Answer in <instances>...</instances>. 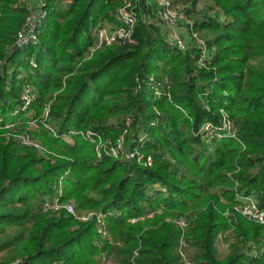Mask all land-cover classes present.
I'll use <instances>...</instances> for the list:
<instances>
[{"label":"trees","instance_id":"trees-1","mask_svg":"<svg viewBox=\"0 0 264 264\" xmlns=\"http://www.w3.org/2000/svg\"><path fill=\"white\" fill-rule=\"evenodd\" d=\"M126 1L69 0L63 6L44 0L38 43L15 50L16 32L30 11L23 0H0V117L20 120L17 132L55 154L42 156L0 129V264H101L102 255L117 264H183L177 253L182 234L192 264L263 263L248 248L264 244V227L232 206L236 193L251 194L264 210V0H204L208 12L193 20L215 47L209 70L191 65L196 48L182 52L162 40L154 14L143 19L156 11L155 0L137 2L135 44L104 46L85 58L93 28L101 19L117 24L114 10ZM181 1L192 18L197 0ZM31 57L37 67L28 76L9 72L11 65L29 69ZM150 74L169 79L170 100L137 89L136 77ZM25 82L37 89L29 106L34 111L13 116ZM47 105L58 137L41 122L37 130L24 128L30 118L40 120ZM220 109L233 121L236 138L206 144L198 129L205 121L219 124ZM126 115L133 116L128 140L146 134L140 149L152 156L150 167L98 160L93 143L61 135L91 129L115 139ZM62 176V199H72L77 210L105 213L108 239H99L93 221L42 211L44 195L53 194ZM179 218L187 222L184 230L175 223ZM219 233L228 243L224 256Z\"/></svg>","mask_w":264,"mask_h":264},{"label":"built area","instance_id":"built-area-1","mask_svg":"<svg viewBox=\"0 0 264 264\" xmlns=\"http://www.w3.org/2000/svg\"><path fill=\"white\" fill-rule=\"evenodd\" d=\"M33 1V2H32ZM157 9L154 14L156 23L158 26L163 24L168 29L165 42L175 49L188 52L191 48H196V51L192 53V58L196 61L199 67H204L210 63V59L213 55L215 47L208 46L205 41L198 34L199 32L194 28V20L185 12V6L180 2H171L169 0H155ZM138 0H127L122 6L116 10L117 24H97L93 28V45H90L84 54L85 58H89L97 49L104 46H131L135 44V38L133 36L135 25L138 21V12L136 10ZM29 9V14L26 16L25 21L21 25L20 29L16 32V37L13 43L15 50H22L29 44L38 43L37 29L40 26L42 20L46 16V10L43 8L44 0H27L26 1ZM146 4L148 0H146ZM157 17V18H156ZM143 19L145 21H151L150 14L143 13ZM163 25L161 27H163ZM160 27V29H161ZM185 31L188 37L185 39L182 32L179 29ZM161 32L163 30L161 29ZM31 68L37 66L36 61H29ZM12 69V68H11ZM10 70L9 72H11ZM17 77H19L17 75ZM137 89L147 87L152 91L155 99L167 98L170 100V81L167 77H158L153 74L147 75L144 78L136 77ZM25 84V83H24ZM22 86L20 101L21 105L16 109L12 115L16 116L19 112L27 111L30 104L36 97L37 91L34 90L29 83ZM208 109V108H207ZM221 119L219 124H214L209 121L202 123L198 129V133L201 137L210 142L213 138L231 137L236 138V128L233 121L229 116L220 109ZM49 117V105L44 108L42 118L36 120L30 118L24 124L26 130H37L39 129V123L42 126L49 129L54 137H58L56 130L48 122ZM20 120L14 122L3 121V117H0V129L7 130L5 136H13L17 141L25 145H31L39 150L42 156L47 154H54L48 151L38 140L31 139L25 132H17L20 125ZM122 132L115 139L104 137L99 132L86 129L72 130L68 133L61 134L65 138H71L73 135H80L86 140L94 144V150L96 158L101 160L104 157H110L114 159H125L135 160L137 163L143 166L150 167L153 163V158L150 154H145L141 151V147L144 144L145 133L138 135L137 137H131L127 139V135L130 132V128L133 123V116L126 115L122 121ZM153 124V123H151ZM11 130L12 132H8ZM55 155V154H54ZM67 171L65 172V174ZM60 177V179H62ZM158 190H163L159 185L155 186ZM236 202L233 204L232 209L241 214L243 217L253 220L261 224L264 227V210L260 209L253 195L236 193ZM43 212L59 213L64 212L71 215L73 218L80 222L93 221L95 224L96 234L99 239H108L109 231L106 223V214L102 211L96 210H77L73 203L68 200L62 199V185L55 190L54 196L51 198H44L42 202ZM136 219L132 218L134 222ZM175 223L179 225L183 230L186 226V220L179 218L175 220ZM183 236V234H182ZM179 240L177 246V253L183 262V264H192L185 251L187 244L182 239ZM249 254L253 259L259 260L264 258L263 248L257 246L255 243L250 242L248 248ZM251 264H264L254 262Z\"/></svg>","mask_w":264,"mask_h":264},{"label":"rangeland","instance_id":"rangeland-1","mask_svg":"<svg viewBox=\"0 0 264 264\" xmlns=\"http://www.w3.org/2000/svg\"><path fill=\"white\" fill-rule=\"evenodd\" d=\"M169 1H171V2H173L174 0H169ZM69 2V0H61V4L64 6L66 3H68ZM148 2H150V0H148ZM175 2V1H174ZM177 2H180L181 4H185V2L184 1H181V0H178ZM197 7H196V9H194V10H192V14H191V16H192V18H194V17H196L197 15H200V16H202V15H205L207 12H208V9H207V2L206 1H204V0H197ZM23 3H24V5H26V1L25 0H23ZM19 4H20V2L18 1L17 2V6L16 7H19ZM120 7V6H119ZM118 8V7H117ZM117 8L114 10V16H115V14H116V10H117ZM0 15H1V12H0ZM153 18V14H151L150 15V19H152ZM157 18V17H156ZM153 20H155V17H154V19ZM157 21L159 20L158 18L156 19ZM42 23V22H41ZM99 23L100 24H112L113 22H111L110 20H108V19H101L100 21H99ZM163 24H161V26H162ZM161 26H159V30H160V27ZM161 29L163 30V33L161 32V30H160V33H161V36H162V40L165 42V38H166V35L168 34V29L163 25V27H161ZM199 33V35H200V37L205 41V43L208 45V46H210L208 43H207V40H206V38L203 36V33L202 32H200V31H198ZM93 43H94V41L92 42V44L91 45H93ZM166 43V42H165ZM84 54H86L85 52H84ZM83 54V55H84ZM32 59V61H36L35 60V58L34 57H31V58H29V61ZM192 64V66H198L197 64H196V61L195 60H193L192 62H191ZM37 64V63H36ZM28 66H30V68L29 69H27V68H24V66H19V67H17V68H14V66L13 65H11V70L13 71V70H16L17 71V75L19 76L18 77V79H22V78H25L26 76H28L29 75V73L28 72H32V70H31V65H30V63H28ZM37 67V66H36ZM199 67V66H198ZM199 68H201V67H199ZM205 70H209V67L206 65V66H204L203 67ZM15 72V71H14ZM27 80V79H26ZM27 83H29V82H25V84L24 85H26ZM28 85H30L34 90H37L36 89V87L34 86V85H32L31 83H29ZM171 88V87H170ZM206 108H208V105L206 106ZM228 116H229V114L224 110V109H222ZM27 111H28V113H30L31 111H34L33 109H31V107L29 108L28 107V109H27ZM116 117L117 116H115L113 119H114V121L116 122ZM5 121H7V120H5ZM122 132V131H121ZM121 134V133H120ZM206 144H210V142H207V141H204ZM59 185L61 186L62 185V179H58L57 180V183H56V185L54 186V192H53V194L51 195V196H48V195H44V198H51L52 196H54V194H55V190H57L58 189V187H59ZM72 203H73V205L75 206V203H74V201L72 200V199H69ZM76 207V206H75ZM233 207V206H232ZM86 211L87 210H95V209H85ZM80 211V210H79ZM96 211H99V210H96ZM229 214V209H226V211H225V213H224V215H228ZM65 215H67V216H70V217H72L71 215H68L67 213H65ZM246 218V217H245ZM248 219V218H247ZM76 220V219H75ZM248 220H250V221H253V220H251V219H248ZM78 221V220H77ZM78 222H80V221H78ZM254 222V221H253ZM187 223V222H186ZM8 230H10V229H8ZM231 229H228L227 231H225L227 234H229V233H231V232H229ZM10 232H12V231H7V233H10ZM184 232V231H183ZM222 233H219V235H218V238H217V242H216V244H217V248H218V251H219V255L220 256H224L226 253H227V250H228V243L223 239V234L221 235ZM227 234H226V236H227ZM3 235H0V237H2ZM221 237V238H220ZM257 246H259V247H261V248H263V250H264V244L263 243H260V244H257V242L255 243ZM186 252H188L189 254L192 252V249L191 248H186V250H185ZM2 255H4V253L2 252V253H0V259H1V256ZM102 264H117L116 262H114V261H110V262H103Z\"/></svg>","mask_w":264,"mask_h":264},{"label":"crops","instance_id":"crops-1","mask_svg":"<svg viewBox=\"0 0 264 264\" xmlns=\"http://www.w3.org/2000/svg\"><path fill=\"white\" fill-rule=\"evenodd\" d=\"M115 19H116V15H115ZM116 23H112L111 25H115ZM179 29V32H182L183 36L185 37V39L188 37L187 33L185 31H183L182 29L178 28ZM163 33V32H162ZM110 262V261H113L112 259H106V256L105 255H102V258H101V264L103 262Z\"/></svg>","mask_w":264,"mask_h":264}]
</instances>
